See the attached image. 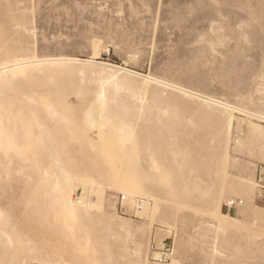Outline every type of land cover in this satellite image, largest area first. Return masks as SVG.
Returning a JSON list of instances; mask_svg holds the SVG:
<instances>
[{"label": "rangeland", "instance_id": "rangeland-1", "mask_svg": "<svg viewBox=\"0 0 264 264\" xmlns=\"http://www.w3.org/2000/svg\"><path fill=\"white\" fill-rule=\"evenodd\" d=\"M9 56L112 63L257 110L264 103V0H0V59ZM99 70L91 67L81 75L72 63L44 65L20 76L2 94L9 105L0 107V208L10 212L21 232L16 240L31 238L39 252L69 253L67 259L76 263L97 256L109 257L110 264H131L120 232L106 222L100 208L114 203L118 216L132 225L151 223L148 199L143 198L146 210L136 216L124 201L123 214L122 195L136 194L107 187L139 177L157 182L155 194L176 213L158 215L152 233L133 238L143 244L150 264L166 262L153 259L160 251L152 246L163 248L157 244L158 234L182 264H264V225L247 218L240 228L215 240L204 227L202 201L229 171L235 178H253L252 209L264 212L258 197L264 186V156L236 149V136L245 135L234 129L230 159L223 160L228 155H221L203 102L156 86L154 95L140 90L148 93L140 96L145 95L150 113L163 108L166 114L140 120L136 141L121 144L110 135L101 139L83 118ZM24 93H33L39 103L27 104ZM7 132L17 135V148L6 141ZM235 157L239 162L233 165ZM65 167L96 180L87 194L98 208L81 221L83 231L79 221L56 213L57 192L39 182L44 168ZM232 197L246 204V197L226 192L222 206ZM241 208L229 215L242 216ZM3 257L0 248V264Z\"/></svg>", "mask_w": 264, "mask_h": 264}, {"label": "bare ground", "instance_id": "bare-ground-1", "mask_svg": "<svg viewBox=\"0 0 264 264\" xmlns=\"http://www.w3.org/2000/svg\"><path fill=\"white\" fill-rule=\"evenodd\" d=\"M22 28L26 29V27ZM68 63L74 64L81 75H84L87 69L89 68L90 70L91 67L100 69V76L97 77L95 90L87 102L83 118L93 132L98 134L101 139L103 136V140L105 139L104 137H106L105 135H110L109 139L114 138L113 140L121 144H124L126 141H136L138 138L137 123L140 120L158 117L163 113H167L168 110L163 108H157L154 113H150V105L146 102L144 97L148 94L147 92L154 95L153 86H156L165 87L179 93L181 97L186 100H199L203 102V114L206 115L208 126L210 122L214 125V130L212 129L213 131L211 133L217 138L216 140H218L216 142H218V147L220 151H222L221 155H228L227 158L223 156V160L228 161V159H230L228 146L234 129L239 131L240 134L245 135L244 138L236 136L234 140L236 149L245 150L249 153L257 151L264 156V125L260 124V122L264 123L263 102L262 108L257 110L251 109L244 105L232 104L228 101L206 95L197 89L171 83L166 81L167 79L164 80L153 75H144L116 64L96 60H81L76 58L38 59L31 56L22 57L21 59L9 56L0 59V107L9 105V101L1 98L2 94H4L8 88H14L15 81L17 79L19 80L20 76H26L29 71L36 70L38 67L44 65L59 67L61 65H68ZM140 90L147 91V94L144 92L141 93ZM125 91H129V97L125 96V93H127ZM140 94L145 95L141 97ZM22 97L24 102L29 105H37L39 103L38 98L33 93H24ZM52 108L55 110V105H52ZM237 114L242 116V118H238ZM253 119H256L258 122ZM211 123L210 125H212ZM0 129L2 130V128ZM107 138L105 140H107ZM6 141L13 148H17L19 145L17 135L13 132L6 133ZM146 149L149 150L150 147L146 145ZM53 157L55 158V156ZM5 159L7 160V167H10L12 165L11 156L9 154L5 155ZM231 162L233 165L237 164L239 158H231ZM43 172L42 174L44 177L41 178V181H38L40 184H50V187H53L57 192L55 193V200L60 209L56 213L59 215L63 214L65 218L69 220L79 221L82 230L83 224L81 221L93 215L96 208H98L91 203L89 194H87L90 184L96 183V180L86 175L73 174L71 173L73 171H71L69 167H65L63 171L44 168ZM226 173V177L224 176L221 178V180L217 182L218 184L215 183V185L202 196V201L204 203L203 210L206 216L204 227L214 234L215 240L218 239L221 234L240 228L247 218H251L257 223L264 225V212L252 209V207H254L253 192L255 188L253 178L241 175H236L237 177L235 178L232 176L233 173L229 171ZM123 182L122 186L113 183V185L110 184L107 187H117V190L121 192L136 194V196L124 194L126 197L125 204L131 203L132 207H134L137 198H141L143 201V198L148 199L149 203L146 201L147 205H152V222L155 221L158 215L166 214L171 217L176 216L175 209L172 208V205L169 206L170 204L165 202L163 196L155 194L158 187L157 182L150 181L149 179L145 181L139 177L133 179L128 178L126 182ZM162 187L163 186H161V188ZM79 189L82 190L81 194H78ZM226 192L232 196L240 195L246 197V204L242 206V208L240 207V214H242V216H233L222 211V200ZM145 208L146 205L144 204L140 215L146 210ZM100 212L102 216H104L106 222L120 232L124 243L127 245V254L131 264H150L147 256L148 254H144L143 244L139 241H133V238L136 239L137 236L143 238L147 233H152V222L144 224L141 227H136L126 218L118 216L114 203L109 204L107 208H100ZM9 213L10 212H5L0 208V248L4 253L3 262L1 264H110L109 257L101 259L97 256H90L86 261L76 263L67 259L69 253L66 256H62L56 253L55 255H51L49 253L39 252L41 248L37 246L31 238L16 240L15 236H21V232H19L17 229L18 227L13 223V219ZM84 228L86 229V227ZM87 238L88 235L86 239ZM84 239L85 237H83V240ZM89 242L88 240L86 244L88 245ZM157 244L163 247L165 244L160 234L157 235ZM22 248L24 249L23 252ZM81 248L83 249L82 246ZM17 249L21 250L17 252ZM86 249L87 248H85V250ZM215 251L220 252L218 249H215ZM154 254L158 257L161 255L160 252H154ZM163 264H182V260L176 255H173L169 261Z\"/></svg>", "mask_w": 264, "mask_h": 264}, {"label": "built area", "instance_id": "built-area-1", "mask_svg": "<svg viewBox=\"0 0 264 264\" xmlns=\"http://www.w3.org/2000/svg\"><path fill=\"white\" fill-rule=\"evenodd\" d=\"M260 193L258 195L259 199H261L264 203V186H262L261 184V187H260ZM125 196L122 195V198L119 202V205H120V211L123 213V214H126L127 213V208L124 207V201H125ZM143 200L141 198H137L136 199V202H135V205L132 209V213L136 216L137 213H139L142 208H143ZM244 204V200L242 198H238V197H232V198H229L227 199L224 203H223V206H222V210L223 211H226L228 214H231V212L233 210H236L240 207H242ZM152 251H160L161 255L159 257H153V259L155 261H158V262H164V261H168L171 259V256L173 254L172 252V249L170 248V246H167V244H164V247L162 249H158L157 247L155 246H152Z\"/></svg>", "mask_w": 264, "mask_h": 264}]
</instances>
